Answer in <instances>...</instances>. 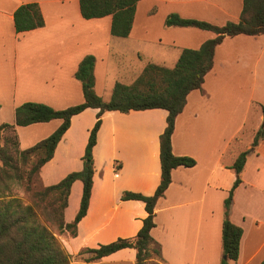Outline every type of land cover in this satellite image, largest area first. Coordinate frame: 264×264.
<instances>
[{
  "label": "crops",
  "instance_id": "obj_1",
  "mask_svg": "<svg viewBox=\"0 0 264 264\" xmlns=\"http://www.w3.org/2000/svg\"><path fill=\"white\" fill-rule=\"evenodd\" d=\"M28 2L39 3L45 24L17 32L14 12ZM242 6L243 0H139L129 36L118 37L111 33V15L86 19L80 0H0V124L14 123L16 107L26 101L46 103L55 109L83 102L82 83L75 73L87 54L96 57V92L109 100L114 85L121 82L120 70L137 78L148 62L173 67L183 48H199L216 36L213 31L194 26L168 27L167 15L177 13L222 25L228 19L238 21ZM112 68H116L114 78L110 75ZM262 104L264 34L226 37L216 48L214 66L202 88L188 94L186 106L176 118L172 150L176 155L194 158L196 164L174 168L172 182L156 203V225L151 234L162 247V263L206 264L212 238L217 248L211 264L221 262L224 200L236 179L231 165L241 153L237 143L252 111L258 118L253 137L263 123ZM98 111L89 107L72 117L54 156L40 170L44 185L57 183L69 172L83 168ZM167 115L163 108L103 113L93 149L92 195L77 234L70 235V254L118 237H134L142 227L147 215L145 203L121 196L124 191L152 195L158 187L160 135L167 125ZM61 123L57 118L17 126L20 147L33 146ZM116 165L120 166L118 171ZM241 178L234 191L230 218L243 228V235L239 257L229 264H262L264 139L249 152ZM82 192L83 182L77 179L64 211L66 222L75 218ZM135 261L136 250L130 247L95 261L83 259L85 264Z\"/></svg>",
  "mask_w": 264,
  "mask_h": 264
},
{
  "label": "trees",
  "instance_id": "obj_2",
  "mask_svg": "<svg viewBox=\"0 0 264 264\" xmlns=\"http://www.w3.org/2000/svg\"><path fill=\"white\" fill-rule=\"evenodd\" d=\"M139 0H80V10L84 18L112 16L111 33L118 37H128L134 23L136 6ZM17 32H23L45 24L39 3L21 4L14 12ZM166 26H194L213 31L216 36L204 41L199 48H183L173 67L148 62L142 73L131 84L116 82L112 96L104 100L95 89L96 57L87 54L79 63L75 73L82 83L84 101L64 109L35 101H26L16 107L15 122L0 124V264H70L71 254L41 223L44 217L56 225L61 233L65 230L77 234L78 223L86 215L94 183L93 149L97 143L102 115L107 110H144L163 108L168 111L167 125L160 135L161 180L152 195L124 191L123 200L136 199L145 203L147 215L142 227L134 237H118L97 247H84L79 254L88 253L85 261H95L123 248L136 250L134 264H148L157 256L162 259V247L151 230L156 225V203L165 194L172 182V170L178 166L191 167L196 160L189 156L176 155L172 150V134L177 116L184 110L188 94L201 89L206 74L214 66L217 46L226 37L239 34H264V0H243L238 21H228L219 25L206 20L184 18L170 13L165 19ZM97 108V120L90 130L84 154V166L79 171L69 172L59 182L35 187L41 180L42 166L52 159L55 149L64 133L71 125L72 117L86 108ZM264 115V104L261 105ZM62 119L60 126L48 137L33 146L20 147L17 126H27L36 122ZM264 139V121L257 130L251 148L242 151L231 168L236 173L228 196L224 200V220L222 226L223 255L219 264L236 261L240 254L243 228L230 218L234 191L242 182L241 172L250 151ZM119 165L115 166L118 171ZM80 179L83 192L79 210L71 222L64 219L72 184ZM42 181V180H41ZM30 194L32 203H25L19 192ZM264 264V260L262 261Z\"/></svg>",
  "mask_w": 264,
  "mask_h": 264
},
{
  "label": "rangeland",
  "instance_id": "obj_3",
  "mask_svg": "<svg viewBox=\"0 0 264 264\" xmlns=\"http://www.w3.org/2000/svg\"><path fill=\"white\" fill-rule=\"evenodd\" d=\"M228 21H234L233 19H228L226 22ZM116 72V68H112L111 71V78H114V73ZM120 77L119 80L123 83L126 84H131L135 79H136V75L132 76L133 73H123L122 70H120ZM113 86V85H112ZM258 121V118L256 116V113L252 111L249 119H248V124H247V129L246 131L242 134V137L240 139V141L237 143V151L239 150V152L247 150L248 146L250 144V141L254 138L253 134H252V130L254 125L256 124V122ZM230 158V156H228ZM42 181L41 180H37L35 182V187L36 188H41L42 186ZM19 197L25 202V203H32V199L31 196L28 192L26 191H20L19 192ZM41 223L46 225L49 232L51 234H53L56 239L58 240V242L68 251L67 245L70 242V232L65 230L64 232H60L58 231L56 225L52 224L51 222L47 221L44 217L41 218ZM211 243L209 245L210 251L208 252L207 255V263L206 264H211L212 259H214V251H216V243L214 238H212ZM73 247L77 246V243H73L72 244ZM88 253H84V254H79L76 253L75 255L71 254V261L70 264H85L83 262V259H85V257H87ZM148 264H164L161 262L160 258H158L157 256L154 255V257L150 258L148 260Z\"/></svg>",
  "mask_w": 264,
  "mask_h": 264
}]
</instances>
